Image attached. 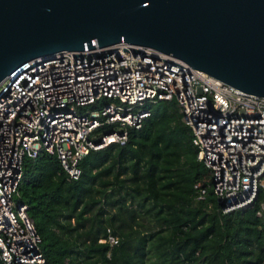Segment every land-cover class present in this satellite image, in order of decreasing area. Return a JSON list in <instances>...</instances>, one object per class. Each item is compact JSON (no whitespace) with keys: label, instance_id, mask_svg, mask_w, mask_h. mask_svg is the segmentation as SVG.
Returning a JSON list of instances; mask_svg holds the SVG:
<instances>
[{"label":"built area","instance_id":"obj_1","mask_svg":"<svg viewBox=\"0 0 264 264\" xmlns=\"http://www.w3.org/2000/svg\"><path fill=\"white\" fill-rule=\"evenodd\" d=\"M117 47L44 59L0 81V264L42 262L40 236L17 190L24 156L54 153L68 178L90 148L123 143L149 103L176 100L208 188L223 211L252 205L264 189V96L202 69ZM108 125V128L103 126ZM258 214H264V196ZM100 241L116 243L112 232Z\"/></svg>","mask_w":264,"mask_h":264},{"label":"trees","instance_id":"obj_2","mask_svg":"<svg viewBox=\"0 0 264 264\" xmlns=\"http://www.w3.org/2000/svg\"><path fill=\"white\" fill-rule=\"evenodd\" d=\"M149 106L125 142L90 148L78 177L54 153L24 156L18 196L44 256L32 264H264V189L226 211L211 188L197 197L207 168L176 100ZM109 231L116 243L99 240Z\"/></svg>","mask_w":264,"mask_h":264},{"label":"water","instance_id":"obj_3","mask_svg":"<svg viewBox=\"0 0 264 264\" xmlns=\"http://www.w3.org/2000/svg\"><path fill=\"white\" fill-rule=\"evenodd\" d=\"M120 39L264 96V0H0V81Z\"/></svg>","mask_w":264,"mask_h":264},{"label":"rangeland","instance_id":"obj_4","mask_svg":"<svg viewBox=\"0 0 264 264\" xmlns=\"http://www.w3.org/2000/svg\"><path fill=\"white\" fill-rule=\"evenodd\" d=\"M149 104H150V103H149ZM149 104H148V105H149Z\"/></svg>","mask_w":264,"mask_h":264}]
</instances>
